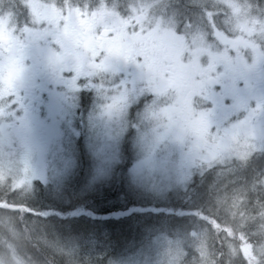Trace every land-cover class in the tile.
<instances>
[{"label":"rangeland","instance_id":"rangeland-1","mask_svg":"<svg viewBox=\"0 0 264 264\" xmlns=\"http://www.w3.org/2000/svg\"><path fill=\"white\" fill-rule=\"evenodd\" d=\"M175 5L182 11L189 7L191 12L186 15ZM76 8L94 18L96 27L102 28L122 25L123 16L143 14L142 24H151L148 33L151 39L170 40L175 38L173 34H181L196 64L230 63L227 47L234 48L241 43L252 49L254 62L264 60V0H186L184 5L176 4L175 0H0V13L8 22L15 16L25 22L37 23L41 18L50 21L61 15L73 20L74 12L78 11ZM115 52L110 53L104 64L109 71L114 70ZM231 60L241 65V59ZM155 86L148 76H135L126 85L110 79L108 89L96 100H58L67 111L62 118L58 117L61 120L59 128L50 145L46 146L38 145L32 132L21 134L10 130L12 121L0 114V184L9 183L12 189L23 193L31 192L36 184L51 186L59 194L67 185L73 184L79 155L83 154L81 189L92 192L110 185L109 179L118 176L117 169L127 156L131 161L121 177L127 181L129 190L145 195V199L132 208L112 199L101 204L98 210L101 213L108 210L107 214L138 211L160 219L171 214L170 209L156 204H164L189 182L191 145L187 139L197 129L198 120H192L190 110L182 113L179 101L150 100L147 95L154 92ZM136 87L147 92L138 95L140 89ZM178 117L189 121L185 124ZM223 133L225 139L215 136L213 142H202L196 158L204 160L208 171L219 167L216 163L221 158L225 165H229L228 160L234 161V177L230 181L235 198L237 193L243 195L247 189V186L235 184L239 180L245 181L246 173L252 172V178L246 180V184L253 189L254 205L263 210L264 118L260 125L235 123ZM216 146L224 153L218 155ZM153 158L163 160L164 166L153 171L146 167L142 173L134 168L138 162L147 164ZM260 163H263L262 170L257 169ZM240 166H243V172L239 176ZM224 197L220 192L216 202L222 204ZM148 202L151 207L140 208L139 205ZM252 218L251 214L245 217L246 220ZM261 218L264 220V214ZM169 222L174 223L169 219L160 226L144 227L138 240L136 229H133V237L107 264H212L209 262L208 231L198 226L189 231ZM257 233L258 230L252 231L251 236L257 238ZM65 242L69 252L76 251L74 236H66ZM89 243L87 255L93 258L97 246L94 242ZM239 247L245 264H264V239L255 243L244 236ZM12 261L13 264H24L16 257ZM0 264L7 263L0 258Z\"/></svg>","mask_w":264,"mask_h":264},{"label":"flooded vegetation","instance_id":"flooded-vegetation-1","mask_svg":"<svg viewBox=\"0 0 264 264\" xmlns=\"http://www.w3.org/2000/svg\"><path fill=\"white\" fill-rule=\"evenodd\" d=\"M74 13L73 20L61 15L50 21L41 18L39 23L25 22L17 16L8 22L0 13V114L12 121L9 129L21 134L32 132L35 142L46 146L49 143L43 138L36 119V102L32 99L35 93L42 90L47 97L52 87V91L60 93L58 100H96L108 89L110 79L126 85L135 76H148L156 85L154 92L147 95L150 100L179 101L182 113L190 110L192 120H198L197 129L187 139L191 145L188 161L191 177L174 197H190V186L194 183L204 196L205 174L209 169L204 166V160L198 161L196 152L202 142H213L215 136L225 139L223 131L235 123L260 125L264 118V60L254 62L252 49L241 43L234 48L227 47L230 63L196 64L181 34H173L175 38L170 40L151 39L148 36L151 24H142L143 14L123 16L122 25L102 28L96 27L94 18L81 10ZM37 45L45 56L33 74L34 86L28 89L32 78L28 70L32 63L29 57ZM112 51H116L114 70L109 71L104 64ZM235 58L241 59V65L231 60ZM146 92L140 89L138 95ZM40 119H43L42 114ZM178 119L185 124L189 121L188 118ZM215 149L218 155L224 153L220 146ZM220 160L216 163L220 164L219 168L228 167L233 173L234 161L228 160L229 165H225ZM109 181L110 184L127 183L121 176ZM171 212L186 218L187 222L172 226L189 231L196 226L205 229L200 223L204 222L202 209ZM127 214L110 212L100 217L117 219ZM190 214H198L200 218L193 228L188 224ZM89 215L93 217L92 213Z\"/></svg>","mask_w":264,"mask_h":264},{"label":"trees","instance_id":"trees-1","mask_svg":"<svg viewBox=\"0 0 264 264\" xmlns=\"http://www.w3.org/2000/svg\"><path fill=\"white\" fill-rule=\"evenodd\" d=\"M175 2L184 5L186 0ZM176 8L186 15L188 11L191 12L188 10L189 7L183 11L179 5ZM195 10L198 11L200 8ZM188 19L192 21L190 17ZM79 160L73 184L67 185L59 194H56L51 186L43 187L36 184L33 192L23 193L12 189L9 183L0 184V258L7 264H13V257L24 264H107L124 249L123 242L133 237L131 233L133 229H136L137 236L141 237L144 227L160 226V223L168 222L169 219L174 222H169L170 225L187 224L186 218L176 213L162 216V219L138 211L117 219L101 218V214L108 212L106 210L101 213L98 210L101 204L115 199L125 202L132 208L138 201L142 203L145 198L134 195L129 189L122 190L121 187L126 188L127 183L123 185L111 183L107 188L100 190L82 191V166L85 163L83 154L79 155ZM129 163L130 158L124 156L117 169L118 176L126 173ZM262 164H258L257 169L262 170ZM254 169L255 167L253 171ZM241 172L243 166L238 169L239 176ZM252 175V172L246 173L245 181H237L235 185L238 187L244 185L247 189L243 191V195L237 193L235 198L230 181L234 173L228 167H216L205 174L207 180L204 196H201L198 184L194 183L190 186V197H171L164 204L156 206L170 211L185 208L196 211L202 209L204 222L200 221L198 214H190L188 219L189 222L194 220L189 224L191 228L197 225L199 219L210 234L209 262L245 264L239 247L241 238L249 237L255 243L264 239V220L261 218L264 214V203L263 210H258V206L252 201L253 189L246 184ZM220 192L225 195L222 204L216 202ZM139 206L148 209L152 205L148 202L144 206ZM90 213L93 214L92 218ZM248 214L253 218L246 220ZM255 230H258L257 238L251 236ZM66 236H74L77 241L76 251L73 253L67 250ZM89 242H94L97 246L93 258L87 255Z\"/></svg>","mask_w":264,"mask_h":264},{"label":"snow or ice","instance_id":"snow-or-ice-1","mask_svg":"<svg viewBox=\"0 0 264 264\" xmlns=\"http://www.w3.org/2000/svg\"><path fill=\"white\" fill-rule=\"evenodd\" d=\"M44 56L45 52L39 47V45H37L30 54L29 58L32 60V63L28 65V70L31 72L32 78L27 85L28 89H31L34 86L33 74L35 73L38 65L42 62V57ZM70 74L71 73H65V75ZM77 82L79 83V81ZM51 88H49L47 97L44 96L42 90L39 91V94L35 93L32 96V99L36 102L35 111L37 113V123L40 127L43 138L48 143H51L54 139V134L58 130L61 123V120L58 119V117L62 118L67 111L66 106H63L58 102L60 93L52 91ZM226 102L227 101L225 100V103ZM41 114L43 115V119H40ZM163 166V160L156 161L153 158L147 164L145 161L138 162L137 165H134V168L142 173L146 167L149 171H153Z\"/></svg>","mask_w":264,"mask_h":264},{"label":"bare ground","instance_id":"bare-ground-1","mask_svg":"<svg viewBox=\"0 0 264 264\" xmlns=\"http://www.w3.org/2000/svg\"><path fill=\"white\" fill-rule=\"evenodd\" d=\"M176 1V0H175ZM197 14V13H196ZM105 185V184H104ZM81 192V191H80ZM77 235V234H76ZM89 237V236H88ZM86 252V251H85Z\"/></svg>","mask_w":264,"mask_h":264}]
</instances>
